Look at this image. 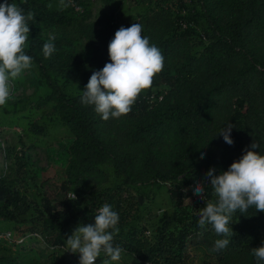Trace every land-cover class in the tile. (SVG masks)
Returning <instances> with one entry per match:
<instances>
[{
	"label": "trees",
	"instance_id": "1",
	"mask_svg": "<svg viewBox=\"0 0 264 264\" xmlns=\"http://www.w3.org/2000/svg\"><path fill=\"white\" fill-rule=\"evenodd\" d=\"M10 1L35 14L25 51L41 79L23 100L25 114H15L13 105L10 125L22 130L9 144L2 140L5 156H14L21 170L24 150L44 144L49 120L39 106L52 110L71 142L64 170L41 181L34 198L38 216L33 221L40 228L33 231L45 251L35 254L0 241V264H65V251L71 259L66 264H79L66 240L79 224H94L106 203L119 214L113 245L125 250L121 264H193L197 253L201 264H257L252 249L264 243V212L237 211L230 224L234 235L223 237L211 225L198 226L206 201L189 213L164 212L149 238L153 225L140 199L150 189L153 196L163 188L179 197L192 183L206 180L210 168L216 175L227 171L254 142L264 155V0H154L135 23L162 51L164 68L128 115L108 121L80 97L93 71L110 62L108 45L117 30L107 22L99 29L87 23L88 0H74L80 14L70 5L61 9L60 0ZM50 30L54 37L46 35ZM49 42L56 51L45 58L43 45ZM5 112L0 111V125L8 118ZM229 124L231 146L219 135ZM17 184L14 178H0L2 231L15 227L31 208ZM69 193L78 200H70ZM208 199H215L210 184ZM225 238L229 244L214 250L215 241ZM188 247H193L192 257ZM105 260L117 262L101 253L95 264Z\"/></svg>",
	"mask_w": 264,
	"mask_h": 264
},
{
	"label": "clouds",
	"instance_id": "2",
	"mask_svg": "<svg viewBox=\"0 0 264 264\" xmlns=\"http://www.w3.org/2000/svg\"><path fill=\"white\" fill-rule=\"evenodd\" d=\"M60 8L68 3L60 0ZM35 18L31 11L10 0L0 3V106H4L11 95V83L32 67L33 58L26 54L25 45L29 40V21ZM143 25L133 23L130 27H120L108 45L109 63L101 70L93 71L87 85L81 91L80 102L92 106L103 121L119 119L131 112L132 106L142 91L152 87L154 77L164 68L162 51L142 35ZM56 51L51 42L43 45L45 58ZM232 126L221 129L219 135L228 145ZM244 150L238 161H234L227 171L216 175V168H210L206 180L210 181L215 199H208L206 206L198 211V226L211 225L218 236L234 235L230 227L233 215L241 214L254 207L256 212H264V155L257 152L260 146L254 142ZM204 153L201 152V158ZM194 194L205 201L206 188L203 182L193 188ZM74 197V195H73ZM75 199V197H74ZM119 214L110 204H104L94 217V224H79L65 246L73 254H79V264H95L101 253L111 261H119L125 251L114 246V236L119 233ZM229 239L215 241L218 251L229 244ZM257 264L264 262V243L253 248ZM104 264H109L105 260Z\"/></svg>",
	"mask_w": 264,
	"mask_h": 264
},
{
	"label": "rangeland",
	"instance_id": "3",
	"mask_svg": "<svg viewBox=\"0 0 264 264\" xmlns=\"http://www.w3.org/2000/svg\"><path fill=\"white\" fill-rule=\"evenodd\" d=\"M68 3V0H66ZM86 1V0H82ZM90 4L91 18L87 23L93 24L96 29H99L101 22H107L108 26L113 30H118L120 27H130L131 24L135 23L138 18V13H140L148 5H152L154 0H88ZM3 0H0L2 3ZM11 2V1H10ZM75 11V10H74ZM81 12H76L80 14ZM70 28H68L69 30ZM56 32L50 30L46 33L48 37H54ZM82 45L85 43L81 40ZM39 79H41L35 68H30L25 70L19 78L11 83V95L4 106H0V111H6L5 114L8 116L6 121H2L0 125V178H14L17 185L21 190L26 191L31 208L23 218L18 219V224L10 230L14 235V241L17 247L22 246L25 251L31 250L35 254L40 251H45L46 247L42 242L36 231L33 229H39L38 225L33 219L37 218L36 214V204L34 203L35 194H37L39 189V184L41 181L48 178L54 177L62 173L65 168L67 158H68V146L71 142L70 137L64 128L56 125V118L50 108H45V106H39V110L43 112V115L47 117L49 121L47 122V134L43 138L44 144L40 148H27L24 150V156L22 162V169L19 170L18 166L14 165L13 157H6L5 151L2 148V144L5 147L9 144L11 137H18L21 135V128L18 125L11 126V121L14 119L12 112L13 105H16L15 114H25V101L26 97H29L36 87H38ZM33 105V104H31ZM13 114V115H12ZM11 116V118H9ZM22 122L20 126H23ZM3 137V138H1ZM23 150V149H21ZM19 152V151H17ZM21 152V151H20ZM25 188V189H24ZM168 188V186H167ZM170 189V188H169ZM148 193V196L144 197L142 203L148 208L149 215L147 218L151 219L153 228H149L146 236L152 238V233L156 228L157 222L161 219L164 212H175L180 213L181 211H187L193 209V205L189 196L185 193H181V196L171 197V195L166 191V188L159 190L155 195L152 196V190ZM149 226V225H148ZM149 233V234H148ZM34 235L27 237L23 236ZM36 234V236H35ZM20 240H23L19 242ZM20 247V249H22ZM50 249L47 250L46 254L50 253ZM193 247H188V253L192 257ZM61 257L65 261H70V255L65 251L61 254ZM80 259L79 254L71 256V258ZM203 256L197 253L194 257L193 264H201ZM43 263V260H41ZM116 264H121L117 261Z\"/></svg>",
	"mask_w": 264,
	"mask_h": 264
},
{
	"label": "built area",
	"instance_id": "4",
	"mask_svg": "<svg viewBox=\"0 0 264 264\" xmlns=\"http://www.w3.org/2000/svg\"><path fill=\"white\" fill-rule=\"evenodd\" d=\"M68 3L69 5L76 11V12H81V8L79 6L76 5V3L74 2V0H68ZM3 144H2V148H3ZM4 150V148H3ZM219 175V174H217ZM199 182H203L205 184V188H206V192H205V196H206V199L205 201L203 199H201L200 197H198L196 194H194L193 192V188L194 186L199 183ZM210 184V181L209 180H204V181H196L194 183H192L187 189L183 190V193H186L190 200H191V203L194 207H201L204 205V203L207 201V187L208 185ZM75 199H74V197ZM68 198L70 200H73V201H76L78 200V196L74 193H69L68 194ZM31 236H34V235H26V236H23L24 239H26L27 237H31ZM36 236V234H35ZM0 241H7V242H15L14 241V235L11 231H2L0 230ZM23 240H20L19 242H21Z\"/></svg>",
	"mask_w": 264,
	"mask_h": 264
},
{
	"label": "water",
	"instance_id": "5",
	"mask_svg": "<svg viewBox=\"0 0 264 264\" xmlns=\"http://www.w3.org/2000/svg\"><path fill=\"white\" fill-rule=\"evenodd\" d=\"M140 202L142 203V199H140Z\"/></svg>",
	"mask_w": 264,
	"mask_h": 264
}]
</instances>
